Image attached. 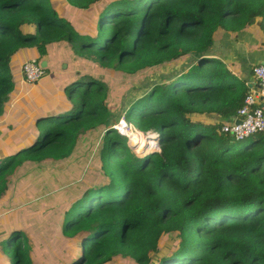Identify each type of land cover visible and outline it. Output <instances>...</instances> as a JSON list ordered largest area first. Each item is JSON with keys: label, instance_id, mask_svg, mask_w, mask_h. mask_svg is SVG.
Masks as SVG:
<instances>
[{"label": "trees", "instance_id": "1", "mask_svg": "<svg viewBox=\"0 0 264 264\" xmlns=\"http://www.w3.org/2000/svg\"><path fill=\"white\" fill-rule=\"evenodd\" d=\"M254 23L264 33V0H0V114L15 89L11 65L19 51L35 53L40 64L49 56L61 61L55 76L49 65L44 69L51 92L45 95L61 99L58 109L39 114L35 144L12 161L34 163L52 178L65 167L66 183L51 192L73 182L78 188L50 208L53 226L37 208L33 224L11 231L4 259L264 264V133L237 142L220 125L192 120L205 114L230 120L244 105L248 83L208 52L218 32L236 36ZM180 61L191 63L125 112L141 133L159 138L160 152L139 157L129 138L109 127L110 90ZM97 131L104 137L96 159L69 166ZM170 236L177 238L172 251L155 260Z\"/></svg>", "mask_w": 264, "mask_h": 264}, {"label": "crops", "instance_id": "2", "mask_svg": "<svg viewBox=\"0 0 264 264\" xmlns=\"http://www.w3.org/2000/svg\"><path fill=\"white\" fill-rule=\"evenodd\" d=\"M24 31L26 32V30ZM31 32H34V30ZM208 55L212 58H218L226 64L235 66L236 71L243 80L250 85L256 86L252 68L264 62V33L258 23L253 24L246 31L236 36L220 32L216 35ZM32 59L38 61L35 53L27 50H21L14 56L11 68L15 89L4 105L3 114H0V171L2 170L0 178L4 180V184L0 188V222L5 217L18 213V223H13L17 227H14L13 230L26 228L24 221H31L37 208L42 209L43 219L49 216V214L46 215V210L50 211L48 206L46 207V202L50 201L52 194V177H48V173H51L50 170L46 171L42 167L38 173L34 163L25 162L23 166H19L15 160L12 161L20 151L35 144L38 134L35 133L36 125L34 123L37 117L38 119L42 117L38 112H47L45 115L51 116L50 111L55 110V108L51 106L50 102L56 99L61 100L59 97L55 99L46 97L43 91H47L46 88L48 87L46 76L38 84H35L36 91L33 90V85L23 81L21 68ZM44 61L47 62L46 67L50 66L53 74L58 72L61 61L57 58L53 59L50 56L46 57ZM188 66H183L182 69ZM67 68L68 65L63 70ZM46 99L48 100V108L45 110L43 105L46 104ZM192 120L203 125H220V127L230 121L217 114L193 116ZM15 166L17 167L14 168ZM49 184L50 189L48 188ZM33 186H38L37 192L29 194L27 188ZM17 187L19 188L18 191L15 190ZM20 189H23L24 193H21ZM8 204H12V206L10 207ZM22 210L25 211L20 215V211ZM21 218L23 219V223ZM30 223L33 224L32 222ZM19 224L21 225L20 227ZM25 230L29 232L30 229ZM9 233L5 226L0 225V264H9V259H4V254L1 251L2 243Z\"/></svg>", "mask_w": 264, "mask_h": 264}, {"label": "rangeland", "instance_id": "3", "mask_svg": "<svg viewBox=\"0 0 264 264\" xmlns=\"http://www.w3.org/2000/svg\"><path fill=\"white\" fill-rule=\"evenodd\" d=\"M24 30H26V32L27 31L28 32L33 31L32 28H25ZM219 33H217V34H219ZM218 37H219V35H218ZM190 63H191V61L174 62V63L167 64V65L161 67L158 72H155V73H153L147 77L146 76L142 77L139 80V82H137L135 84H131V83L128 85L125 83L116 84V86H114L110 90V96H111V99H110V109H111L110 111H111V113L110 114L111 115H110L109 127H112L114 129V126H116L121 120H123L125 118V112L128 109V107L130 105H132V103L135 100H137L139 97L143 96L153 85L162 84L165 82L167 83L169 80L168 77H170L171 75H174L175 73L180 72L183 66L190 65ZM50 70L51 69L49 68V70H48L49 74L51 73ZM55 75L56 74H54V76ZM116 81L119 82V80H116ZM38 83H36V84H38ZM31 85H33L32 86L33 90L36 91V89H37L36 85L35 84H31ZM43 91H44V93H47V94L49 93V91H46V90H43ZM45 101H46V104L43 106H44V109L46 110L48 108L47 107L48 100L46 99ZM50 103H51V106H53L55 108V111H56V108H58V105H59V99L51 101ZM53 111L54 110L50 111L51 116L56 113ZM38 114H41V113L38 112ZM35 133H38L37 126H35ZM103 137H104L103 131H101V132L97 131L92 136L88 137L85 141H82V143L79 144V146H78L76 152L74 153L72 159L69 161L68 165L69 166H80L81 168H82V166H89L91 160L94 161V157L96 159L97 153L100 150L102 143H103ZM123 138H125V137H123ZM123 138H122V140L125 141V139H123ZM84 139L85 138H83V140ZM145 140H146V138H145ZM146 142H147V140H146ZM154 143H155V141L153 142V144ZM130 145H131V143H130ZM240 145L242 146L243 144L241 143ZM133 148L136 150L135 147H133ZM148 148L150 149V147H148ZM145 150L146 149L144 148V146H141L139 148V151L136 150L135 152L137 153V155H140V156H145L147 154H151V152L148 153L147 150L146 151ZM151 150H152V148H151ZM263 151H264V149H263ZM71 163H73V164L71 165ZM63 166H65V165H63ZM66 175H67V172L65 170V167H59L58 173H57V171H55V176H53V178H52L51 186L54 184H55V187H60L61 185H64L66 183V180H67ZM71 175L73 177H70V180L73 181V180L77 179V174L74 176L73 172L71 171L69 176H71ZM69 176H68V178H69ZM48 177L49 178L52 177V174L48 173ZM78 182H80V181H78ZM34 183H35V181H34ZM74 183L75 182L70 184V186L68 188H64V190H61L58 193H57V191L52 193L50 201L46 202V207L48 206V209L50 210V208H51V210L53 211V209H55L58 204L63 202L70 195L71 190H73L74 193L76 191H78V188L75 187ZM3 184H4V180L2 178H0V188L3 186ZM37 188H38V186H33L30 188H27V192L29 194L36 193ZM48 188L50 189V184H49ZM18 189L19 188L17 187L15 190L18 191ZM20 191H21V193H24L23 189H20ZM8 205L10 207L12 206V204H8ZM23 211H25V210L20 211V215ZM52 211H50V212L48 211L49 213L46 212V215L53 214ZM17 215H18V213L14 214V215H9L8 217H5L3 220H1L0 225L5 226L7 231L11 232L14 227H17L16 225H14V224H17L18 220H19V217ZM44 220H46L48 225L53 226L52 218L50 220V219H48V216H46ZM29 223H30V221H29ZM20 226L21 225L19 224V227ZM29 238H30V241L33 242V238L31 236H29ZM165 239L161 243L160 253L154 255L155 260L165 256L166 254L168 255L172 251L173 246H174L175 242L177 241V238L175 236H170V237H167ZM5 244L6 243L3 244V247L5 248V253L8 252V254H11L13 247L12 248H10L8 246L6 247ZM13 244H15V243H13ZM130 263H131L130 260H124L122 258H115V259L107 262L106 264H130Z\"/></svg>", "mask_w": 264, "mask_h": 264}, {"label": "built area", "instance_id": "4", "mask_svg": "<svg viewBox=\"0 0 264 264\" xmlns=\"http://www.w3.org/2000/svg\"><path fill=\"white\" fill-rule=\"evenodd\" d=\"M21 73L23 75V81L27 84H36L45 76L44 68L36 59L26 62L21 68ZM252 74L256 81V86L249 84L250 91L245 99L244 105L237 111L236 116L232 120L219 128L220 133L230 135L237 142L264 133V65L259 64L254 66L252 68ZM123 129H130L140 133L125 118L114 126V130L124 137ZM141 135H144L146 138H153L156 142L151 154L160 152L161 148L158 135L152 132H142Z\"/></svg>", "mask_w": 264, "mask_h": 264}, {"label": "bare ground", "instance_id": "5", "mask_svg": "<svg viewBox=\"0 0 264 264\" xmlns=\"http://www.w3.org/2000/svg\"><path fill=\"white\" fill-rule=\"evenodd\" d=\"M123 131H124L123 132L124 133V137L127 136L129 138V139L128 138L127 139L131 143L130 146L131 147H135L136 150H138V151H139V148L141 146H144V148L147 150L148 145L154 142V140H151L149 138L147 140V138L144 137V135H141V132L140 131H139L140 133L134 132V131H132L130 129H123ZM145 138H146V140L148 142H146Z\"/></svg>", "mask_w": 264, "mask_h": 264}, {"label": "water", "instance_id": "6", "mask_svg": "<svg viewBox=\"0 0 264 264\" xmlns=\"http://www.w3.org/2000/svg\"><path fill=\"white\" fill-rule=\"evenodd\" d=\"M263 65H264V62L262 63ZM46 65H47V62L46 61H44L43 63H42V67L43 68H46ZM67 67V64H64L63 65V69H65ZM237 123H239V122H237ZM131 148H133V147H131ZM139 157H141L140 155H138Z\"/></svg>", "mask_w": 264, "mask_h": 264}, {"label": "clouds", "instance_id": "7", "mask_svg": "<svg viewBox=\"0 0 264 264\" xmlns=\"http://www.w3.org/2000/svg\"><path fill=\"white\" fill-rule=\"evenodd\" d=\"M126 138V137H125Z\"/></svg>", "mask_w": 264, "mask_h": 264}]
</instances>
